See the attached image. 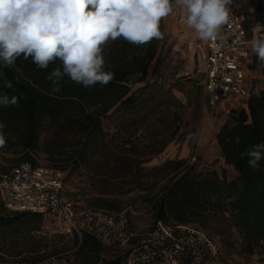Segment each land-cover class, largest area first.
Wrapping results in <instances>:
<instances>
[{
  "label": "rangeland",
  "instance_id": "1",
  "mask_svg": "<svg viewBox=\"0 0 264 264\" xmlns=\"http://www.w3.org/2000/svg\"><path fill=\"white\" fill-rule=\"evenodd\" d=\"M241 1L246 10H252L250 0ZM184 18V12L176 8L172 15L162 19V36L156 39V58L150 64L147 78L140 80L139 72L130 76L127 85L129 93L136 95L135 108L116 104L99 116L101 131L93 135L80 132L82 121L69 124L63 117H48L38 147L31 151L38 165L58 167L65 172V189L77 199L78 205L101 206L104 200L119 202L118 210L126 214L130 232L136 234L155 225L154 212L147 201L149 194L175 172V161L187 162L192 151L197 155L199 168L216 169L229 180L239 175L233 166L226 164L216 140L228 117L219 112L203 120L200 70L204 42L185 26ZM120 40L104 46L106 62L120 57L130 59L132 52L138 53L142 48L133 44L132 51L120 50ZM249 78L256 93L264 88L262 67L251 70ZM70 107L78 117H83L77 101ZM3 132L5 144L0 147V163L9 167L22 161L27 152L17 143L14 126L4 128ZM57 150H67L71 155L59 166L52 156ZM220 226L225 228L222 234ZM199 227L222 244L229 264H264V245L253 254L244 253L241 234L235 227L213 222ZM24 235L29 234L20 233L19 238L27 241ZM34 235L44 244L41 252L26 251L22 256L0 260V264H52L49 258L53 255L64 264H87L78 253L80 238L75 234L35 232ZM114 248L129 250L108 245L101 257L118 254L119 250ZM42 254V259L33 261V257Z\"/></svg>",
  "mask_w": 264,
  "mask_h": 264
},
{
  "label": "trees",
  "instance_id": "2",
  "mask_svg": "<svg viewBox=\"0 0 264 264\" xmlns=\"http://www.w3.org/2000/svg\"><path fill=\"white\" fill-rule=\"evenodd\" d=\"M250 5L252 10L247 12L246 25L264 21V0H250ZM161 29L162 20L160 31ZM118 43L120 50L132 51V43L123 39ZM155 43L156 39H153L141 45L140 51L132 52L134 54L130 59L120 57L117 61L106 62L108 70L115 73L114 79L106 86L96 84L91 89L74 83L65 76L59 82V90L53 91L52 81L47 79V75L56 65L41 70L32 63L31 58L25 60L23 56L17 58L12 66L0 69L13 85L10 89L6 88L0 79V94L18 98V105L0 106V121L5 124L4 128L14 126L17 143L27 152L22 161L9 167L0 163V175L21 162L38 165L33 160L31 151L38 147L41 129L48 117H63L69 124L82 121L80 132L93 135L95 131H101L97 123L99 116L109 112L116 104L135 108L136 95L134 92L129 93L127 82L133 73H141L142 81L147 78L150 64L156 58ZM259 67H262L264 73V66L260 65L253 53L249 72ZM75 101L80 105L83 117H78L70 109V104ZM216 140L226 164L233 166L238 172L237 179L229 180L225 173L220 175L216 169L199 168L196 162L187 163L180 159L175 161V172L149 194L147 201L153 209L155 224L159 221L165 224H193L198 227L211 222L218 225L229 224L241 234L242 251L253 254L264 245V159L253 170L248 166L249 157H242L241 154L254 145L264 143V88L251 94L232 112L220 126ZM52 156L56 157L54 161L59 166L64 158L71 155L67 150H57L52 152ZM118 205L119 202L104 200L97 207L112 211L120 209ZM40 222L39 214L8 210L0 197V260L22 256L26 251L41 252L44 244L34 235L40 229ZM220 229V233H224V226H220ZM26 232L29 234L24 235L27 241L20 240L19 234ZM75 235L80 238L78 253L84 256L83 261L87 264H122L128 253L127 250L114 248L119 250L118 254L109 258L101 257L108 245L88 232H83L82 237ZM43 257V254L39 258L33 257V261H39Z\"/></svg>",
  "mask_w": 264,
  "mask_h": 264
},
{
  "label": "built area",
  "instance_id": "3",
  "mask_svg": "<svg viewBox=\"0 0 264 264\" xmlns=\"http://www.w3.org/2000/svg\"><path fill=\"white\" fill-rule=\"evenodd\" d=\"M248 10L233 0L230 21L221 30L223 39L204 42L201 54V102L204 117L221 112L229 117L256 93L249 78L252 54L250 41L264 36L246 25ZM191 152L187 163H195ZM60 168L21 162L0 175V197L10 211L32 212L41 217L38 232L49 235L88 232L102 243L129 247L122 264H229L224 247L207 231L193 224L158 222L146 232H130L124 212L78 205L65 189ZM52 264H64L50 256Z\"/></svg>",
  "mask_w": 264,
  "mask_h": 264
},
{
  "label": "clouds",
  "instance_id": "4",
  "mask_svg": "<svg viewBox=\"0 0 264 264\" xmlns=\"http://www.w3.org/2000/svg\"><path fill=\"white\" fill-rule=\"evenodd\" d=\"M233 0H0V69L12 66L17 58H31L38 69H49L47 79L53 91L66 76L91 89L106 86L115 73L108 70L104 46L123 39L143 45L161 38L160 23L176 8L184 24L203 42L223 39L221 30L230 21ZM264 31L258 23L253 32ZM251 49L264 66V36H254ZM57 62H59L57 64ZM3 86L12 82L0 71ZM18 105V98L0 94V106ZM0 121V147L5 144ZM237 138V142H238ZM247 155L253 170L264 159V143L254 145Z\"/></svg>",
  "mask_w": 264,
  "mask_h": 264
}]
</instances>
